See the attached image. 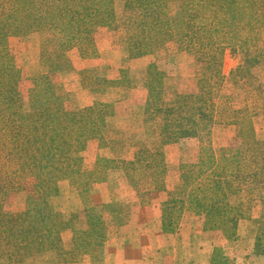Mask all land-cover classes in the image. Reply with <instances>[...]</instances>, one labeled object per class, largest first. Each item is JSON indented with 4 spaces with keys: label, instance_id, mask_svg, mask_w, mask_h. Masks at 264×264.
Instances as JSON below:
<instances>
[{
    "label": "trees",
    "instance_id": "trees-1",
    "mask_svg": "<svg viewBox=\"0 0 264 264\" xmlns=\"http://www.w3.org/2000/svg\"><path fill=\"white\" fill-rule=\"evenodd\" d=\"M171 1L124 0L128 56L151 55L175 43L201 65L195 78L197 92L169 94L168 74L155 63L147 66L144 108L147 121L159 120L158 146L134 143L135 158L126 162L122 172L140 203H148L153 193L166 192L165 233L174 232L182 215L190 212L203 218V230L220 231L234 241L240 220L251 218L253 203L264 207V140L255 137L249 104H219L223 83L219 66L227 49L244 58V64L230 72L234 79L250 76L252 70L246 66L264 65V0H183L175 12ZM117 26L113 0H0V264H22L59 246L62 216L50 201L56 181L80 173L83 160L78 154L88 139L102 138L106 119L113 113L107 109L112 112L110 103L97 102L68 110L64 105L68 98L59 92L51 74L70 67L68 50L77 48L82 56L95 50L96 28ZM36 32L50 37L54 51L47 54L42 49L47 72L32 79L24 104L18 100L20 68L9 54L8 39ZM254 91L256 100L264 104V88L257 84ZM218 122L237 125L239 131L225 147L216 148L211 135ZM183 138L199 141L198 159L179 165L177 184L168 190L164 146ZM133 162L152 170L150 185L139 186L125 171ZM14 191L27 192L23 211L5 209ZM256 222L264 234V216ZM90 225L103 228L99 219H91ZM253 252L264 256V238L259 234ZM207 264L236 262L215 243Z\"/></svg>",
    "mask_w": 264,
    "mask_h": 264
},
{
    "label": "rangeland",
    "instance_id": "rangeland-1",
    "mask_svg": "<svg viewBox=\"0 0 264 264\" xmlns=\"http://www.w3.org/2000/svg\"><path fill=\"white\" fill-rule=\"evenodd\" d=\"M182 1L172 0V11H177ZM113 3L117 28H96L95 50L85 56L80 55L77 48L68 50L66 56L70 67L51 74L59 92L68 98L64 101L68 110L92 107L96 102L110 103L112 112L110 107L107 109L113 116L106 119L102 138L88 139L84 150L78 154L83 160L80 173L56 181L50 201L54 212L62 216L58 218L61 221L58 248L22 264H207L215 243L233 257L236 264H264V256L253 252L256 235L264 238L256 222L264 216V207L258 201L251 206V218L240 220L238 238L234 241L226 240L220 231L203 230V218L190 212L182 215L174 232L165 233L162 203L167 198L166 192L153 193L148 203H140L122 172L126 162L135 158L137 146L134 143L144 141L151 147L158 146L155 132L159 120L147 121L144 108L147 66L155 63L168 74L166 82L171 94L175 91L196 93L195 78L201 65L191 54L178 50L175 43H168L151 55L130 59L124 0H113ZM50 41V37L37 32L8 39L9 54L20 68L19 102L26 104L29 101L32 79L47 72L42 49L47 54L54 51ZM242 64L244 58L241 55H233L228 49L224 51L219 66L223 78L219 104L234 107L249 104L254 113L255 137L261 141L264 140V104L256 100L254 90L257 84L264 88V65L246 66L252 70L250 76L244 78L242 74L232 78L230 72ZM242 71L246 72L245 69ZM115 81H119L118 84ZM138 89L143 90L144 95L138 96ZM219 122L214 125L211 135L216 148L225 147L239 131L237 125ZM164 153L166 186L172 190L179 179V165L197 161L199 141L196 138L180 139L164 146ZM138 166L140 163H127L125 171L138 181L139 186L146 187L151 183L149 173L152 170ZM26 200V191H14L9 194L5 209L23 211ZM232 202L236 204L238 199L233 198ZM152 207L158 208L160 215L157 234L152 222L145 221L157 211ZM89 217L102 221L103 228L88 226ZM77 245L81 248H75Z\"/></svg>",
    "mask_w": 264,
    "mask_h": 264
},
{
    "label": "crops",
    "instance_id": "crops-1",
    "mask_svg": "<svg viewBox=\"0 0 264 264\" xmlns=\"http://www.w3.org/2000/svg\"><path fill=\"white\" fill-rule=\"evenodd\" d=\"M134 95L136 94V93H133ZM138 96H139V94H140V96L141 95H144V91L143 90H141V89H138ZM129 101H132L133 102V100H131V99H129ZM165 198V197H164ZM163 199V198H162ZM156 204L157 203H155L154 204V206H156ZM159 205V204H158ZM151 209V208H150ZM152 209H154L153 207H152ZM157 210V211H156ZM156 210L154 209V211H156V212H152V214L153 215H151L150 217H146V220L145 221H149V222H152V224L155 226V231H156V234H157V232H158V230H159V227H160V215H159V210H158V208H156ZM158 212V213H157Z\"/></svg>",
    "mask_w": 264,
    "mask_h": 264
}]
</instances>
